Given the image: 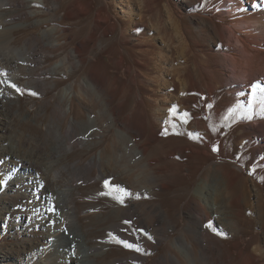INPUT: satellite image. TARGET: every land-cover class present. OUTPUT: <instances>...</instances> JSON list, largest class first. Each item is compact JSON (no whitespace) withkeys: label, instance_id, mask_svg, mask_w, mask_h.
I'll list each match as a JSON object with an SVG mask.
<instances>
[{"label":"bare ground","instance_id":"1","mask_svg":"<svg viewBox=\"0 0 264 264\" xmlns=\"http://www.w3.org/2000/svg\"><path fill=\"white\" fill-rule=\"evenodd\" d=\"M120 1L123 3L125 0ZM196 1L204 3L205 0ZM22 6L27 9L24 13L18 9ZM127 12L128 31L133 37L141 35L142 27L138 16L131 10H127ZM210 12L215 14L222 27L220 28L214 21L203 19L206 35L213 44L226 51L225 54L217 53L218 62L219 66L230 75L231 85L239 90V95L234 102L237 104L240 116L247 118V120L254 117H264V92L256 89L255 95H253L254 85L258 84L264 88V0H215V4L210 7ZM23 16L30 17V22H16ZM87 17L89 21L83 24V20ZM109 20L110 15L104 16L102 10L94 7V0H66L65 2L62 0H0V39L6 37L8 42H13L17 41L19 35L30 31L41 30L42 33L36 34L33 40H26L23 46L11 51H9L11 48H8L9 52H15L16 59L10 58L9 54H6L5 48V55H3L5 51H1L0 89L4 87V83L8 87L11 84H15L19 88L25 87L26 84L20 82L18 77L20 74H17V70L28 62L43 65L50 60L47 55L39 52H62L64 54L62 57L41 72V75L50 76L54 81L45 82L48 78L43 81L37 76V80L36 78L33 80L35 83L32 82V84L28 83L29 85H27L31 91L35 92L39 90L38 85L41 87L47 85L48 90L56 91L53 96L54 104L57 107L55 115L56 117L61 116L69 123V136L72 135L74 127L79 125L85 126L89 131L88 134L94 133L95 117L93 119L90 113L88 118L80 122L76 118V110L81 111L82 107L87 108L88 111L91 109L90 112H92L91 105L87 103L89 98L91 96L99 98L98 95L100 94L106 98L104 101L106 103H103L107 104L109 108L108 119H111L113 126L117 127L108 152L101 153L97 158L94 157L82 164L76 162L71 165V168L78 175L79 180L89 178L97 170L96 172L99 174L96 178L93 177V180H105L114 186L119 185L126 188L132 193V196L129 197L116 190L124 200V207L120 204L115 206L112 214L116 218L129 221L131 224L114 222L111 225V230L122 240L132 243L134 248L138 246L139 251H151L159 246H165L166 253L156 256L149 264H229L233 252L226 247L224 240V238H228L226 235H229L230 239H236L237 233L243 234L245 237L253 234L252 237H247L246 248L249 249V254L245 256L241 264H250L251 262L264 264L262 202L257 200L256 203L251 204L246 187H244L241 190V204L233 205L231 212L233 220H228V216L223 213L224 209L222 210L224 191L227 190V185L233 184L228 174L222 178L218 170L208 167L201 174L202 179L199 182L196 180L199 172L197 170L200 169L198 167L201 166L204 157L209 156L208 151L216 154L221 143L219 140L212 141L207 133L200 131L202 127L201 118L222 114L225 109L222 107L223 102L219 100L222 87L210 81V71L198 69L192 56L186 60L187 63L183 68L177 69L179 82L174 81L171 85L174 89H180L179 101L181 104L170 110L172 115L176 116L177 122L172 121L171 117L168 116V121L166 119L165 124H167L168 129L178 133V136H182L189 145L185 147L184 144H181L182 147L178 149L180 157L171 153L169 154L170 158L161 156L148 158V144L159 143V132L154 125H151L152 136L148 139L149 143L144 142L147 115L143 102L137 101L130 115L125 120H120L121 109L124 104L122 102L116 103L113 95L111 96L105 90L104 86L107 83L103 85L102 79L106 78L107 71L104 66L102 72L99 70L88 72V76L83 81L74 80L65 86L58 82L57 79L60 77L71 79L80 72L85 63L83 53L91 49L90 44L98 39L97 35L101 24H107ZM67 21H69V28L68 25L65 26ZM80 25L82 27L79 29L78 26L80 27ZM45 26L46 28H43ZM86 29H88L87 37L71 46L68 40L72 37L68 32L71 30L75 32V35H78L80 31ZM106 52L108 51L103 50L104 54ZM142 52H151V50L148 48ZM7 63H13L15 67V69L13 67L14 73L10 78L6 77L7 73L12 72L10 64L9 67ZM131 79L132 85L134 81L133 78ZM131 89L132 87L129 92L132 91ZM260 103L263 104L262 110L256 112V105ZM50 104L52 103L50 102ZM172 109H175V112ZM179 110L181 114L177 116L176 113L178 114ZM43 112L47 113L46 108H43ZM192 121H194L196 133L191 130ZM3 128H1L2 132ZM60 128L61 126L57 127L58 130ZM58 130L59 137L60 131ZM248 131L258 136L257 140L253 139L252 143L259 145L258 154L264 158V145L260 146L264 142V122L259 126L249 127ZM90 135L87 136L90 137ZM72 150L73 148L69 145L67 152ZM26 159L19 157L13 151H7L0 145V176L4 180L0 182V223L5 220L6 214L11 213L13 207L11 200L17 194L31 197L39 205L42 202L48 205L50 203L48 197H50L49 200L52 204L49 206L51 208L42 209L38 214V217L43 216L40 222L51 230L47 237L48 246L44 249L45 251L43 250L45 256L42 258L46 259L47 255L56 256L58 254L65 261V264H98L97 258H102L104 261L107 255V245L99 243L95 247H90L84 241L83 235L75 236L73 234L75 237H72L71 230L67 227H74L78 230L77 218L71 219L72 217H68L69 214L65 217L64 213H52L53 207L61 212L69 210L67 208L70 201L69 194L77 188L72 186L56 189L45 188L43 184L46 177L36 172L38 171L36 166L38 163L34 164ZM186 160L189 161L186 163ZM167 173L185 183L188 188L187 194H184L182 199L180 196L171 199L172 204L177 206L183 199L189 197L188 203L191 206L187 208V224L180 230H178L179 222L177 221V224L170 216V211L159 202L163 194L155 193L157 187L163 191L170 188L166 183V178H164ZM195 183V188L190 189ZM223 184L226 186L224 187ZM104 192L113 195L109 190ZM137 194H139V198H136ZM40 196L41 199L43 197L41 202L37 201ZM256 196L259 197V194L257 193ZM145 197H151L153 202L142 201L141 199ZM30 219L26 217L25 220L23 217L22 220L30 225ZM254 225L260 228V233H252ZM225 229L231 230V233H225ZM125 231L128 233L125 234ZM175 231H179L178 237H174ZM67 234L72 237L70 241L73 246L72 250H68V245L63 239L64 235ZM101 241L106 242L107 240L103 238ZM242 243L239 242L237 245L241 246ZM129 257L130 259L115 258L110 264H132V262L146 260L139 254H133ZM44 262L42 264H46Z\"/></svg>","mask_w":264,"mask_h":264},{"label":"rangeland","instance_id":"2","mask_svg":"<svg viewBox=\"0 0 264 264\" xmlns=\"http://www.w3.org/2000/svg\"><path fill=\"white\" fill-rule=\"evenodd\" d=\"M65 1L62 0V2ZM214 4L215 0H205L204 3L196 0H125L123 3L120 0H94L96 9L102 10L104 16L110 15L109 23L101 24L97 35L98 39L91 42V49L88 52L83 53L85 63L80 72L71 79L59 76L60 78L57 80L63 83V86L74 80L83 81L93 70L102 72L104 66L107 71L106 78L102 79L103 85L107 83L106 87L104 86L105 90L111 96L113 95L116 103L122 102L124 104L121 109L120 120H125L130 115L135 103L141 101L145 105L147 115L144 142L149 143L148 139L152 136L151 125H154L157 132H159V143L148 144V158L153 156L170 158L169 154L171 153H175L177 157H180L178 149L183 144L185 147L189 144L182 136H178V133L168 129L165 122L166 119L168 121V116L171 117L172 121L177 122L176 116L174 117L170 110L181 104V101H179L180 89L175 88V90L171 84L174 81L179 82L177 69L183 68L187 63L186 60L192 56L195 59L197 68L201 71H210V81L218 86L221 85L222 93L219 100L223 102L222 107L225 108L222 114L201 118L202 127L200 131L207 133L212 141L219 140L222 144L220 143L219 151L216 154L208 151L209 156L204 157L206 159L202 160L200 167L197 166L200 169L197 170L199 172L196 180L199 182L202 179L201 174L208 167L218 170L222 178L225 174H228L233 184L227 185L226 191L228 192L224 191L222 201V210L224 209L223 213L228 216V220H233V217H231L233 205L238 206L241 204V190L244 187H246L251 204L256 203L257 200L262 202L261 210L264 220V158L258 154L259 145L252 143L253 139L257 140L258 136L248 131L249 127L259 126L264 122V117H254L247 120V118L241 117L238 112L234 100L239 95V90L231 85L230 75L219 66L218 62L219 52L225 54L226 51L220 49L208 39L202 21L203 19L214 21L220 28L222 27L215 14L210 12V7ZM18 9L22 10L23 13L27 11L25 6L18 7ZM127 10L133 11L138 16L142 27L141 35L133 37L128 31ZM30 20V17L23 16L17 19L16 22L29 23ZM88 21L89 18L87 17L83 20V24ZM65 26L70 27L69 21L65 23ZM81 27V25L78 26L79 29ZM43 28H46V26ZM36 34H42L41 30L21 34L17 37V41L13 42H8L6 37L1 38L0 43H2L3 48L0 45V53L5 48L7 53L4 50L3 55L6 53L9 54L10 58L16 59L15 52L11 53L9 51L23 46L26 40H33ZM68 34L72 37L68 42L71 43V46H74L76 42L87 37L88 29L80 31L78 35L70 30ZM2 41H6V44ZM148 48L151 52H142V50ZM103 50L108 52L104 54ZM39 53L47 55L50 60L43 65L28 62L17 70V74H20L18 76L20 82L25 83L27 87H18L19 91H17L4 83V87L0 89V131L4 127L3 132H0L1 147L7 149V151H13L19 157L27 158L26 160L34 164L37 162L38 171H35L46 177L43 184L45 188L56 189L69 186L77 188L69 194L70 201L67 206L69 210L61 212L56 208L52 213H64L65 217L69 214L68 217H72L71 219L77 218L78 230L74 227H67L71 230L72 237L78 234L83 235L84 241L90 247H95L99 243L108 246L105 260L97 258L98 264H110L115 258L130 259L129 256L133 254H139L146 260L132 262V264L151 263L156 256L166 253L165 246H159L151 251L129 249L122 243L124 240L111 230V225L114 222H128L131 224L129 221L116 218L112 214L115 206L120 204L124 207L123 202H121L122 197L116 192L115 186L113 184H109L111 186L106 185L105 180H93L92 178H96L99 174L96 172L97 170L89 178L79 180L78 175L71 168L74 163L88 162L89 159L97 158L99 154H104L109 149L117 127H114L111 119H108L109 108L107 104H104L106 98L101 94L98 95L99 98L91 96L88 101L93 103L88 101L87 103L91 105L92 112H90L91 109L88 111L87 108L82 107L81 111L76 110V118L80 122L88 118L90 113L93 119L95 117L94 124L96 121L97 124H93L94 133L92 132L90 135V132L88 134L89 131L86 127L79 125L74 127L72 135L69 136V123L61 116L56 117L55 115L57 107L54 104L53 96L56 91L48 90L47 85H42L43 87L38 85L40 88L38 87L39 90L36 92L28 88L29 84L35 83L33 80L35 78L37 80V76L43 81L48 78L45 82L48 80L54 81L50 76L41 75V72L64 54L62 52ZM49 55L51 56L49 57ZM9 64L7 63V66L12 69V72L6 74L7 78L12 77L15 69L13 63ZM131 78L134 81L132 85ZM131 87L132 91L129 92ZM43 91L45 92L43 93ZM33 92L36 95H32ZM262 107V103L257 104L255 111H261ZM43 108H46V114L43 112ZM180 114L179 110L176 115L179 116ZM193 122L191 130L196 133ZM59 126L62 129L58 130L57 127ZM109 128L111 129L109 130ZM57 130L60 131L59 137ZM87 135H90V137ZM69 145L73 150L67 152ZM263 145L264 142L260 146ZM61 155L62 157H59ZM7 157L10 158V156ZM14 165H16V162H14ZM164 176L170 188L163 191L160 187H157L155 193L163 194L159 202L170 211L172 219L176 223L179 222L177 224L179 225L178 230H180L187 224V208L191 206L188 203L189 197L183 199L178 204L179 206L173 205L171 199L177 196L182 199L184 194H187L188 188L185 183L180 182L170 173ZM3 181V177L0 176V182ZM195 185L196 183L190 189H194ZM223 186L226 185L223 184ZM105 190H109L113 195L105 194ZM257 193L259 197L256 196ZM49 199L51 198L48 197V202H50L48 205L45 202L39 205L36 200L24 195L17 194L14 199L12 198L11 213L6 214L5 220L0 223V264H42L43 261L46 264H65V261L58 254L56 256L47 255V260L42 258V256H45L43 253L48 246L47 237L51 230L40 222L43 216L38 217V214L42 209L45 210L50 207L49 204H52V202ZM40 200H43V197L41 199L40 196L37 201ZM141 200L149 203L153 202L151 197H145ZM186 204L188 206H185ZM72 211L74 212L72 213ZM23 217L25 220L26 217L31 218L30 225L22 220ZM67 228L66 230H68ZM227 232L231 233V230L225 229V233ZM260 232V228L254 225L252 233ZM124 233L127 234L128 232L125 231ZM173 235L178 237L180 235L179 231H175ZM64 236L63 239L68 245V250H72L73 246L70 242L72 237L68 234ZM252 236L253 234L245 237L243 234L237 233L236 239H230V236L226 235L228 237L224 238L226 247L233 252L229 264L243 263L245 256L249 254V249L246 248V240L247 237ZM103 238L107 241L102 242ZM239 242H243L241 246L237 245ZM250 264H258V262H251Z\"/></svg>","mask_w":264,"mask_h":264},{"label":"snow or ice","instance_id":"3","mask_svg":"<svg viewBox=\"0 0 264 264\" xmlns=\"http://www.w3.org/2000/svg\"><path fill=\"white\" fill-rule=\"evenodd\" d=\"M10 87L15 88L17 91H19L17 85H15V84H11ZM256 89H259L261 92H264V88H261L260 85L257 84V85H254L253 86V95H255ZM31 94L32 95H36L35 92H33ZM172 111L175 112V109H172ZM185 116H187V114H185ZM213 150L215 151L216 149L214 148ZM106 185L111 186V185H109V182H106ZM115 188H116V190L118 192L123 193L125 196H129V197L132 196V193L130 191H128L126 188H122L119 185H115ZM136 198H139V194H137V197ZM121 202H123V199L122 198H121ZM52 211L53 212L55 211V208L54 207H53ZM122 243L126 247H128L129 249H133L134 248V245L132 243H129L127 241H122ZM135 250L136 251H139V247L138 246H135Z\"/></svg>","mask_w":264,"mask_h":264}]
</instances>
